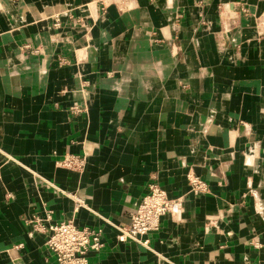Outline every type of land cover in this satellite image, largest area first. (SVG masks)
<instances>
[{
	"label": "crops",
	"instance_id": "obj_1",
	"mask_svg": "<svg viewBox=\"0 0 264 264\" xmlns=\"http://www.w3.org/2000/svg\"><path fill=\"white\" fill-rule=\"evenodd\" d=\"M150 184L181 215L118 242ZM47 216L88 264H264V0H0V264H56Z\"/></svg>",
	"mask_w": 264,
	"mask_h": 264
},
{
	"label": "built area",
	"instance_id": "obj_2",
	"mask_svg": "<svg viewBox=\"0 0 264 264\" xmlns=\"http://www.w3.org/2000/svg\"><path fill=\"white\" fill-rule=\"evenodd\" d=\"M55 26H59L56 19ZM79 113L77 107L71 108ZM71 171H81L84 160L75 156H66L60 164ZM189 191L194 194L206 192L207 185L196 177L188 178ZM73 198V196H72ZM76 207H84V203L75 199ZM183 198H169L167 193L156 184H150L146 194L130 212V222L126 226H115L116 239L120 243L135 242L144 247L147 240L144 236L156 232L160 220L164 216L177 219L182 213ZM32 232L43 235L45 247L53 254L56 264H88V254L98 252L103 247L101 230L80 228L73 220L52 223L49 216L45 220L34 218L28 221Z\"/></svg>",
	"mask_w": 264,
	"mask_h": 264
}]
</instances>
